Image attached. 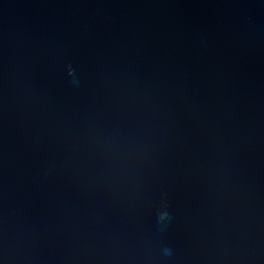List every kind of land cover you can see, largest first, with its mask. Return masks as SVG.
<instances>
[{
	"label": "water",
	"instance_id": "water-1",
	"mask_svg": "<svg viewBox=\"0 0 264 264\" xmlns=\"http://www.w3.org/2000/svg\"><path fill=\"white\" fill-rule=\"evenodd\" d=\"M0 264H264V0H0Z\"/></svg>",
	"mask_w": 264,
	"mask_h": 264
}]
</instances>
